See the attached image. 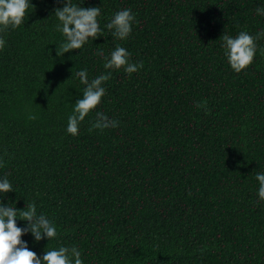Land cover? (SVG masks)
<instances>
[{"label":"trees","instance_id":"16d2710c","mask_svg":"<svg viewBox=\"0 0 264 264\" xmlns=\"http://www.w3.org/2000/svg\"><path fill=\"white\" fill-rule=\"evenodd\" d=\"M63 3L32 0L24 23L0 33V176L14 189L0 203L35 204L58 232L21 239L40 257L76 246L84 264H264V37L240 73L222 47L223 34L264 31V0H72L100 7L104 31L60 58ZM125 8L135 22L121 41L105 25ZM117 45L143 67L112 71L68 134L85 87L76 73L106 74L100 53ZM96 112L117 127L89 131Z\"/></svg>","mask_w":264,"mask_h":264},{"label":"clouds","instance_id":"9594fccd","mask_svg":"<svg viewBox=\"0 0 264 264\" xmlns=\"http://www.w3.org/2000/svg\"><path fill=\"white\" fill-rule=\"evenodd\" d=\"M83 3V2H82ZM32 0H0V33L9 28L16 29L24 23L26 14ZM256 14L264 16V7H257ZM54 15L59 23L57 30L64 36V42L56 48V56L62 58L65 53L82 49L89 39L93 41L102 37L104 29L100 26V7H82L72 3V0H64L62 7L54 9ZM135 14L130 8L121 9L113 14L105 27L117 40H127L132 33ZM264 37V31L255 35L248 31H241L235 37L227 34L222 35L224 55L231 69L240 73L252 64L257 52L256 40ZM6 46V40L0 34V50ZM107 73H102L94 79L89 80L86 69L76 73L84 90L82 98L73 104L72 114L67 121L66 132L72 136L79 135L80 124L85 121L89 113L97 108L105 96L106 88L103 86L110 79L112 71L123 68L127 74H132L142 68V64L130 62V52L117 45L107 56L100 53ZM206 105V101L198 103L197 107ZM29 119L35 116L29 115ZM117 127L115 120H110L104 113L96 112V120L89 131ZM2 166V164H0ZM255 179L259 187L257 197L264 201V172L257 171ZM13 186L7 174L0 176V194L13 192ZM27 223L22 228L17 226V217ZM31 232L36 241L47 238L48 241L57 237V226L43 213H37L35 204H29L23 210L15 206L5 207L0 203V264H84L81 251L76 247L60 246L45 251L40 257L30 250L27 242L21 239L22 235Z\"/></svg>","mask_w":264,"mask_h":264}]
</instances>
